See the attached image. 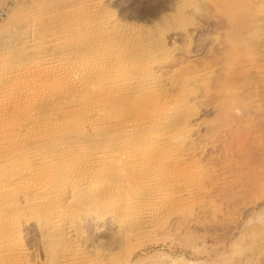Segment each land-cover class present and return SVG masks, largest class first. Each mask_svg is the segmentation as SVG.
Masks as SVG:
<instances>
[{
	"label": "rangeland",
	"instance_id": "374dc122",
	"mask_svg": "<svg viewBox=\"0 0 264 264\" xmlns=\"http://www.w3.org/2000/svg\"><path fill=\"white\" fill-rule=\"evenodd\" d=\"M0 264H264V0H0Z\"/></svg>",
	"mask_w": 264,
	"mask_h": 264
},
{
	"label": "bare ground",
	"instance_id": "6f19581e",
	"mask_svg": "<svg viewBox=\"0 0 264 264\" xmlns=\"http://www.w3.org/2000/svg\"><path fill=\"white\" fill-rule=\"evenodd\" d=\"M230 2V1H229ZM228 2V3H229ZM244 8V7H243ZM227 15L230 19L231 22L235 23V28L239 27L238 25L241 24V21L244 19V13L240 10L239 8V2H230V4H228V7L226 9ZM234 28V29H235ZM232 30V29H231ZM258 140V139H257ZM66 168V167H65ZM151 168V167H150ZM148 169V168H147ZM149 170V169H148ZM55 171V170H54ZM53 171V172H54ZM62 171V170H61ZM64 171V170H63ZM67 171V170H66ZM65 171V172H66ZM146 171V170H145ZM57 173V171H56ZM62 174V173H61ZM52 176V175H51ZM56 176V175H55ZM148 178V176H147ZM62 180V179H61ZM62 185V184H61ZM150 185V184H149ZM152 185V183H151ZM148 188V187H147ZM154 189V188H153ZM158 189V188H157ZM145 192V191H144ZM152 193V192H151ZM167 196V195H166ZM163 197V196H162ZM35 198V197H34ZM39 198V197H38ZM42 198V197H41ZM50 198V197H49ZM141 198V197H140ZM147 203V202H145ZM149 203V202H148ZM146 205V204H145ZM149 205V204H148ZM147 207V206H146ZM153 209V208H152ZM146 210V208H145ZM150 210V209H149ZM143 213V212H142ZM148 218V217H147Z\"/></svg>",
	"mask_w": 264,
	"mask_h": 264
}]
</instances>
